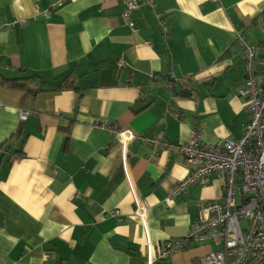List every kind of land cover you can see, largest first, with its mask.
<instances>
[{"label": "crops", "instance_id": "crops-1", "mask_svg": "<svg viewBox=\"0 0 264 264\" xmlns=\"http://www.w3.org/2000/svg\"><path fill=\"white\" fill-rule=\"evenodd\" d=\"M53 1L0 0V264H146L116 130L165 137L158 155L128 147L158 255L223 196L224 176L214 175L172 199L188 169L169 146L197 128L206 144L243 137L250 112L236 39L260 47L263 72L264 34L252 23L264 0H154L133 14L138 33L120 16L123 0ZM32 74L48 83L36 95L1 83ZM215 249L191 246L154 264H195Z\"/></svg>", "mask_w": 264, "mask_h": 264}, {"label": "built area", "instance_id": "built-area-1", "mask_svg": "<svg viewBox=\"0 0 264 264\" xmlns=\"http://www.w3.org/2000/svg\"><path fill=\"white\" fill-rule=\"evenodd\" d=\"M72 0H54L50 8L59 7ZM126 8L122 19L138 33L139 29L131 16L142 5L155 6L154 0H124ZM165 36L168 26L161 15L157 16ZM13 24L8 25L12 27ZM236 42L244 51L246 59V89L241 95L248 99L250 120L244 126L239 141H219L206 144L202 131L195 129L191 139L176 146L188 166V176L180 181L171 198L184 196L193 186H205L214 175H223L224 196L218 201L201 207V217L194 228L184 237L170 239L158 247V255L150 239L148 206L139 195L128 169V147L142 143L157 152L163 134L154 137L137 134L130 128L120 129L117 136L122 142V161L127 183L136 205V216L140 219L148 240L146 264L157 259H167L172 254L196 245H214L216 249L198 259L195 264H264V85H257L253 78L257 48L248 42L242 33ZM151 46L150 42H147ZM2 106L0 102V107ZM26 120L29 112L22 113ZM178 117L176 116V119ZM102 129L115 131L106 125ZM250 197L246 201L241 195ZM112 216H118L113 212Z\"/></svg>", "mask_w": 264, "mask_h": 264}, {"label": "trees", "instance_id": "trees-1", "mask_svg": "<svg viewBox=\"0 0 264 264\" xmlns=\"http://www.w3.org/2000/svg\"><path fill=\"white\" fill-rule=\"evenodd\" d=\"M124 1V0H123ZM156 2V1H155ZM148 6V5H147ZM150 7V6H149ZM155 7V6H154ZM125 8H126V5H125V2H124V9H123V12L121 13V18H122V15H123V13H124V11H125ZM151 8H153V7H151ZM136 12V11H135ZM131 18H132V20H133V14H132V16H131ZM134 21V20H133ZM159 23V22H158ZM160 25V24H159ZM252 25H254V26H256V25H258L259 27L258 28H260L261 29V31L263 32V34H264V13H262L259 17H257L255 20H254V22L252 23ZM137 26V25H136ZM168 26V25H167ZM160 27H161V25H160ZM161 30H162V33L164 34V36H165V33H164V31H163V28L161 27ZM168 34H169V27H168ZM166 37V36H165ZM248 41V40H247ZM248 42H250V41H248ZM251 44H253V46H255L256 48H257V54H256V57H255V61H254V70H253V78H254V80H255V82H256V84L257 85H264V71L263 72H261L260 71V69H259V67H258V62H259V60H258V52H259V46L258 45H255L254 43H252V42H250ZM261 45L264 47V40L261 42ZM244 52V51H243ZM244 56H245V54H244ZM245 67H246V59H245ZM246 80H247V73H246V77H245V82H244V87L241 89V91L242 90H244V89H246ZM32 81H35V88H33V86H32V84L31 85H29V83L31 82V83H33ZM1 83L2 84H8V85H11V86H15V87H17V88H21V89H23V90H27L28 91V93L29 94H31V95H36L38 92H40V91H43V88L48 84L46 81H44V79H42V77H40L39 75H36V74H32V75H30V76H26V77H23V78H15V79H2L1 80ZM172 88H173V85L171 86ZM241 91L239 92V95L240 96H242L241 95ZM242 97H244V96H242ZM247 101H248V99L246 98V97H244ZM249 112H250V110H249ZM177 119H179V118H177ZM197 129H199V128H197ZM200 130V129H199ZM158 135V134H157ZM148 136V135H147ZM154 136H156V135H154ZM154 136H150V137H154ZM164 136V135H163ZM164 142H165V137H163V139H162V141L160 142V145L158 146V148H157V152L154 154V155H158L159 153H160V150H161V147L162 146H164V145H166V144H164ZM179 145H181V144H178V145H170L169 146V148H171L174 152H176L177 154H178V152L176 151V146H179ZM180 155V154H179ZM184 162H185V160H184ZM185 165L187 166V164L185 163ZM187 169H188V166H187ZM188 174H189V169H188ZM188 176V175H187ZM186 176V177H187ZM185 177V178H186ZM184 178V179H185ZM183 179V180H184ZM224 189H225V180H224V185H223V196H224ZM189 191V190H188ZM186 195V194H185ZM223 196H222V198H223ZM242 196V198H243V200L244 201H246L247 199H250V197H245L243 194L241 195ZM221 198V199H222ZM212 202H214V201H212ZM207 203H211V202H205V203H203L202 204V206H204L205 204H207ZM210 245V244H209Z\"/></svg>", "mask_w": 264, "mask_h": 264}]
</instances>
